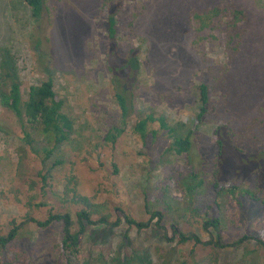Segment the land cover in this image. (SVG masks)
Returning a JSON list of instances; mask_svg holds the SVG:
<instances>
[{
    "label": "rangeland",
    "instance_id": "374dc122",
    "mask_svg": "<svg viewBox=\"0 0 264 264\" xmlns=\"http://www.w3.org/2000/svg\"><path fill=\"white\" fill-rule=\"evenodd\" d=\"M106 1L46 0L37 50L33 35L39 29L29 6L24 0H0V64L3 50H9L20 70L25 100L30 87L51 74L64 112L74 122L71 139L43 161L0 100V124L8 131L0 133V232L8 234L24 224L11 249L0 251V264L160 263L156 246L169 244L161 238L165 232L153 226L144 231L127 224L93 227L72 256L58 250L61 223L46 230L24 223L29 213L41 221L53 212L76 213V207L62 201L70 175L80 193L109 205L114 220L128 216L147 222L149 211L164 212L169 205L166 225L186 232H199L202 218L193 217L195 209L221 218L230 240L256 236L257 226L264 230V182L260 184L259 176L242 181L227 171L229 183L223 187H240L233 194L227 188L221 191L215 178L217 138H228L232 156L239 150L264 151V0H110L122 3L119 82L133 104L126 131L114 144L105 137L120 125L121 109L107 65ZM217 7L222 12L213 20L195 19ZM232 8L246 15L238 45L226 39L223 26ZM40 51L50 58L41 60ZM202 84L209 89L208 115L191 133L190 162L189 156L170 150L173 138L159 118L189 134L200 112ZM148 115L155 121L143 138L136 124ZM233 160L230 156L227 164L232 166ZM193 173L203 185L189 193L185 182ZM245 189L258 200L244 195ZM173 248L174 264H264V249L253 240L248 248L257 251L256 257H245L243 247Z\"/></svg>",
    "mask_w": 264,
    "mask_h": 264
},
{
    "label": "trees",
    "instance_id": "16d2710c",
    "mask_svg": "<svg viewBox=\"0 0 264 264\" xmlns=\"http://www.w3.org/2000/svg\"><path fill=\"white\" fill-rule=\"evenodd\" d=\"M31 9V15L37 27V33L33 35L36 49H40L42 39L39 32H42L44 26V12L46 9V0H24ZM107 12L108 23V40L109 47L107 52V65L113 81L117 86L116 99L121 109V123L113 127L106 135L105 139L111 143H116L117 140L125 133L128 119L132 114L133 104L131 99L127 96L126 89L120 85L119 79L121 74L120 57L118 55L119 38H118V14L122 7L120 1L107 0L104 5ZM222 12L219 7L212 9L204 14H196L195 19L199 22L210 21L217 17ZM232 16L223 24L226 32V39L230 43L237 45L243 38V30L240 24L245 20L246 15L243 10L232 8ZM41 54L42 59H49L46 53ZM200 90V112L195 119V127L186 136L179 133L174 126L167 123L164 117L159 118L161 128L168 130L173 138V143L170 150L179 156L187 155L192 161L193 140L191 133L195 131L196 127L204 124L208 115L209 107V89L208 86L202 84L199 86ZM0 100L3 106L11 111L17 118L24 140L34 153L43 157V161L51 159L56 153L60 145L68 142L74 134V122L72 118L64 112V101L58 95L55 89V83L51 74L47 79L42 81L39 85L30 87L27 93V99H24L22 81L20 77V70L16 59L9 50L4 49L2 53V60L0 64ZM153 115L146 116L145 119L136 124V130L140 132L143 138H146L148 131V124L154 122ZM0 133H8L7 128L0 124ZM153 137L157 136V131L150 132ZM228 138H217L218 155L216 158V174L215 178L217 185H222V190L233 194L240 190V187L230 186L228 184L226 173L230 171L231 174L237 178H242V181L252 174H257L260 178V184L264 182V151L258 153H244L243 151H236L232 156ZM233 157V164H227V158ZM43 181L47 183L48 176L43 175ZM189 179L195 182L192 186ZM189 179H186L188 192L192 193L196 188L203 185L202 180H198V176L193 173ZM264 184V183H263ZM169 187L167 191H169ZM244 195H249L255 200H258L257 194L249 189L242 190ZM170 192V191H169ZM64 195L62 201L66 204H72L77 208L76 213L71 212H53L45 220H37L29 213L26 216L24 223L36 224L39 229L46 230L54 224L61 223L63 229V239L58 245V250L68 255H77L82 246V237L85 236L93 227L106 226L113 229H118L127 224L131 228H136L139 231H144L152 226L158 231L165 232L161 238L169 244V248L161 245L156 246V254L159 257V264H174L175 254L172 252L173 246L193 244L195 248L200 249H227L243 247L245 249V257H256L255 250L248 248L252 240L256 243L259 249H264V230L257 226L256 236H244L239 239H232L228 233L223 229V221L221 218H213L209 213L204 216L200 209L193 210V217L202 218L198 231L186 232L176 225L167 223L168 212L171 207L166 205L165 211H149L151 218L147 222H137L128 217L121 216L116 220L113 219V214L107 203L96 202L94 198L83 195L77 188L75 176L67 177L64 184ZM43 205V204H42ZM41 206V204H37ZM155 221V222H154ZM15 225V223H14ZM23 223L14 226L8 234L0 232V251H8L15 239L20 235V229Z\"/></svg>",
    "mask_w": 264,
    "mask_h": 264
}]
</instances>
